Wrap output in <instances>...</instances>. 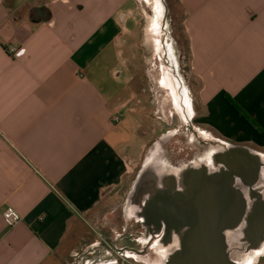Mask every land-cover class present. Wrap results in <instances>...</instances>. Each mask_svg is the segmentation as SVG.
<instances>
[{
	"label": "crops",
	"instance_id": "obj_1",
	"mask_svg": "<svg viewBox=\"0 0 264 264\" xmlns=\"http://www.w3.org/2000/svg\"><path fill=\"white\" fill-rule=\"evenodd\" d=\"M178 3L196 100L164 52L158 85L173 112L216 140L264 149V0ZM134 4L0 0V264H119L99 226L112 214L102 203H120L145 149L144 95L130 73L142 21ZM41 7L51 19L33 21ZM150 30L167 48L164 25ZM163 71L178 80L171 94ZM9 207L22 218L12 228L3 218Z\"/></svg>",
	"mask_w": 264,
	"mask_h": 264
},
{
	"label": "water",
	"instance_id": "obj_2",
	"mask_svg": "<svg viewBox=\"0 0 264 264\" xmlns=\"http://www.w3.org/2000/svg\"><path fill=\"white\" fill-rule=\"evenodd\" d=\"M211 144L186 162L169 160L155 146L126 205V215L143 229L141 244L152 254L127 250L129 257L144 264L264 259V154L223 140Z\"/></svg>",
	"mask_w": 264,
	"mask_h": 264
},
{
	"label": "rangeland",
	"instance_id": "obj_3",
	"mask_svg": "<svg viewBox=\"0 0 264 264\" xmlns=\"http://www.w3.org/2000/svg\"><path fill=\"white\" fill-rule=\"evenodd\" d=\"M134 1V7L141 13L142 21L140 23V38L137 40L138 42L135 41L133 44H130L132 45L131 55L133 57L132 62L134 63L130 73L132 71L138 73L139 81H135V92H137L139 96L144 95V97L139 98L142 101V105L139 106L141 109L138 111L143 119H141L142 123H140L138 128V135L142 138L145 149L143 160L139 163L135 174L129 180L127 191L125 194L122 192L120 203L117 205L114 201L109 202L107 200L104 201V204L102 203V210H104L106 214H112L107 224L99 226V229L111 239V242L119 238V244L112 243L114 254L116 253L115 248H118V246L120 247L118 249H122L123 247L135 251L140 249L137 247L135 240L137 238H142L143 229L135 220L129 219L126 215V205L130 188L144 163L150 158V154L155 146L160 144L168 155L169 160L173 162H186V160L191 159L195 154L201 156V153L205 151L208 146H212L211 143H213V139L216 140L218 138L216 136H211L208 131L201 130L200 127L193 129L189 123L185 121V117L182 116L180 112L177 111L174 113L173 106H171V102L166 92L163 90L164 88L161 89L158 85L161 76V71L159 70H161L163 66L165 68L162 59L163 53L168 52L170 58L172 59L173 56L175 61L177 72L180 74L178 76L179 80H183L188 89H191V97L194 101L196 100L195 81L189 78V50L182 27V10L178 0ZM165 9H167V15L164 19ZM153 20L159 21L166 28L161 35L166 36V38L165 36L164 38L166 39L165 43H168L167 48H165L163 42L161 46H158V43L154 41V35L150 30L154 23ZM138 43L140 45L142 43L143 46L141 45L142 47H138L139 49L137 48L135 50V46ZM153 46L155 47V51L162 50V52L159 55L155 54ZM135 63L137 65H135ZM162 73L161 84L165 88H168L167 85H170L171 88L168 90V93L171 94L172 89H174V83L178 80L174 81L173 77H169L164 71ZM199 136L202 137L199 138ZM206 137L212 139L211 142L205 141ZM163 139L165 141L167 140L164 144ZM258 151L264 154V149ZM142 246V250L145 253L152 254L151 250L146 245ZM115 255L117 256V254ZM139 264L144 263L139 262ZM260 264H264V259L261 260Z\"/></svg>",
	"mask_w": 264,
	"mask_h": 264
},
{
	"label": "built area",
	"instance_id": "obj_4",
	"mask_svg": "<svg viewBox=\"0 0 264 264\" xmlns=\"http://www.w3.org/2000/svg\"><path fill=\"white\" fill-rule=\"evenodd\" d=\"M8 52L12 55V56H16L20 53V47L17 46H11L8 49ZM121 119L119 116H114L113 118V122L118 124L120 123ZM3 218L4 221L6 223V225L10 228L15 227L16 225H18L22 218L20 216V214L13 208H6L3 212ZM118 257V263L119 264H139L138 260H134L133 258L129 257L128 255L125 254H120L117 251H115Z\"/></svg>",
	"mask_w": 264,
	"mask_h": 264
},
{
	"label": "trees",
	"instance_id": "obj_5",
	"mask_svg": "<svg viewBox=\"0 0 264 264\" xmlns=\"http://www.w3.org/2000/svg\"><path fill=\"white\" fill-rule=\"evenodd\" d=\"M51 13L48 9L45 7H41L35 10H32L31 18L33 21L39 20V21H48L51 19ZM228 102L239 112L241 113L246 119L253 121L249 115L238 105L232 98L227 96Z\"/></svg>",
	"mask_w": 264,
	"mask_h": 264
},
{
	"label": "flooded vegetation",
	"instance_id": "obj_6",
	"mask_svg": "<svg viewBox=\"0 0 264 264\" xmlns=\"http://www.w3.org/2000/svg\"><path fill=\"white\" fill-rule=\"evenodd\" d=\"M190 126H191V124H190ZM205 141H206V140H205ZM208 141L211 142V140H207V142H208ZM206 144H207V143H206ZM140 239H141V238H137V239L135 240V242H136L137 247L140 248L139 250H140V251H143V250L141 249V247H143V246L141 245V240H140ZM118 240H119V238H118V239H115L113 242H114L115 244H116V243L119 244V243H118ZM140 245H141V247H140ZM127 250H129L127 247H123L121 251H122L123 253H125ZM139 250H138V251H139Z\"/></svg>",
	"mask_w": 264,
	"mask_h": 264
},
{
	"label": "bare ground",
	"instance_id": "obj_7",
	"mask_svg": "<svg viewBox=\"0 0 264 264\" xmlns=\"http://www.w3.org/2000/svg\"><path fill=\"white\" fill-rule=\"evenodd\" d=\"M163 33V32H162ZM163 46V45H162ZM179 107V106H178Z\"/></svg>",
	"mask_w": 264,
	"mask_h": 264
}]
</instances>
